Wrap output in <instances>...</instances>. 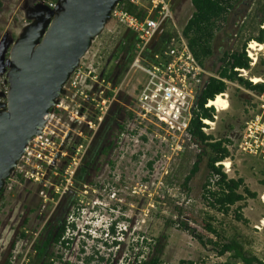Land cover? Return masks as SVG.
Wrapping results in <instances>:
<instances>
[{
  "label": "rangeland",
  "instance_id": "1",
  "mask_svg": "<svg viewBox=\"0 0 264 264\" xmlns=\"http://www.w3.org/2000/svg\"><path fill=\"white\" fill-rule=\"evenodd\" d=\"M48 1L51 0H1L0 68L2 67V55H4V59L8 56L13 42L25 34V28L35 22L45 21L49 14L46 7ZM239 1H234L227 21L223 24V29L216 32L212 41L213 53L205 62V66L212 73L220 69L221 62L218 59L229 48L228 34L235 30L234 25L237 20H241L244 15L247 16L246 32L241 36V40L248 35L254 37L257 34V25L261 16L260 7L264 0H241L243 2L241 5L238 4ZM252 2L254 6L247 14L248 4ZM192 12L193 7L190 0H175L174 13L178 26L184 27ZM113 23L112 21L107 22V29L104 28L93 47L95 51L101 44V48H104H100V52H103V59L111 60L106 72L113 70L114 61L119 53L111 54L116 46V40L120 37L111 41L112 38L108 32L122 31V29L114 27ZM125 59L123 55L118 69L122 66L125 67ZM263 73V68L258 66L248 74L247 78ZM143 78L144 75L140 72L130 73L127 80L129 84L124 86V92L128 91L134 97L130 81L137 85L138 82L143 81ZM233 83L237 84L239 88L245 89L246 87L238 79ZM227 93L229 108L218 113L214 132L215 139L236 136L240 126L248 117L245 108L249 105L251 97L243 90L232 86L228 88ZM132 97L128 95V97L124 96L118 99L123 106H130ZM123 106L114 103L110 108L104 121L97 129L95 140L89 151L90 156L117 138L119 132L117 125L122 123L125 118ZM125 140L127 142V138ZM157 145L150 141L145 146H139V144L136 146L130 143L125 150L124 157L118 159H115L117 149H113L111 158L114 161V167L110 175L109 167L105 165L106 157L102 155L94 157V164L89 168L82 185L90 187L96 183L97 188H95V192L88 188L87 200L83 196L81 199L85 203L87 201L98 202L99 207L95 213L88 215L93 216V220L89 227L85 225V235L80 233L81 224L80 221H77L78 229L71 232L68 248L59 244L49 247L47 252L53 260V264H130L137 257L147 258L158 249H161L159 256L162 264H180V262L185 264H222L231 259L229 253L223 255L218 253L220 245L232 240L242 244L247 256L264 260V226L261 225V220L264 218L262 199L264 195V164L255 157L233 156L228 176L235 179L241 178L244 181L243 186L247 187L255 196L253 198L245 197L244 201L236 203L225 214L211 208L202 197V185L208 174L207 156L201 157L198 172L186 185L184 184V177L197 160L195 155L200 153L203 147L188 144L176 158L171 159L162 157L163 154L168 156L169 151L164 145ZM142 147L145 150V155L134 159L135 155L132 156V154H136L137 150H141ZM150 162H152L151 167H149ZM95 167L98 169L93 172ZM13 188H17V190L8 198L7 208L0 206V232L6 231L0 236V264H4L8 260L14 264H20L25 249L44 237L48 229L55 232L61 225L58 219L70 210V206L66 205V201L68 202L70 198L66 197L54 212L51 222L44 225L38 238L34 241H21V249H18L20 253L14 260L12 257L16 254L14 244L18 242L15 236L21 227L7 219L11 212L9 207L12 204L15 207L25 204L30 209L36 208V200L30 199V197L28 199L26 190L21 192V188H35L33 185L22 183L18 186L14 185ZM81 189L83 190L82 186ZM113 192L116 194L114 199ZM238 192L242 193V188ZM79 193L81 194V192ZM237 206H241L240 213H237ZM6 209H8V214H6ZM25 210V207L21 209L23 212ZM238 214L242 219L237 218ZM113 220H116L115 223H117L113 227L115 235L113 237H111V233L108 236L101 235L99 231ZM24 225L26 226V224ZM207 225L211 226L217 232V236L221 238L210 233ZM39 227V225L26 226L29 230L31 229L30 232H35ZM87 227L91 231H96V236L92 235L94 232L87 231ZM11 230L13 231L12 237L7 234ZM208 240H212L217 245L209 243ZM35 255L36 250L29 256L28 264L33 262ZM106 259L108 260L106 261ZM46 261L44 258L40 263ZM238 263L242 264L240 261Z\"/></svg>",
  "mask_w": 264,
  "mask_h": 264
},
{
  "label": "built area",
  "instance_id": "2",
  "mask_svg": "<svg viewBox=\"0 0 264 264\" xmlns=\"http://www.w3.org/2000/svg\"><path fill=\"white\" fill-rule=\"evenodd\" d=\"M174 2L175 0H121L117 3L108 21L114 22V27L122 29L117 33L115 30L114 33L108 32L112 38L111 41L120 37L116 40V46L111 53L113 55L119 52L114 61L113 70L106 72L111 60L103 59V52H100L101 44L95 51L93 50L97 38L104 28L108 27L106 23L63 85L62 94L55 99V103L44 115V124L39 133L33 135L27 142L11 175L0 191V206L7 208L8 198L17 190L13 188L14 185L18 186L22 183L33 185L35 188H21V192L26 190V195L36 200V208H32L25 215L26 226L39 225L40 227L35 232H30L31 229L24 225L21 231L17 232L15 239L18 242H15V247L13 246L16 252L12 256L14 260L20 253L21 241H34L38 238L44 225L51 222L54 212L66 197H69L71 202L70 210L64 218L65 230L61 240L70 242L71 232L78 229L77 221L81 224L80 233L85 235V225L89 227L93 220V216L88 215L95 213L99 203L93 201L85 203L81 196L87 200V189L90 188L92 192H95L97 184L94 183L90 187L83 184L82 190L81 186H75L74 179L98 127L112 105L117 103L123 106L118 98L128 97V95L132 97L128 91L124 92V86H128V76L132 72H140L144 78L137 85L130 81L134 97L130 106L124 105L122 108L125 116L121 123L123 128H119L118 136L114 140V149H117L119 158L124 157L130 143L145 146L148 141L167 148L169 155L163 154L162 157L176 158L188 144H195L198 147L190 131L192 122L195 120L202 124L198 129L204 135L214 137L219 111L216 106H210V100H208L203 108L209 110L213 108L214 111L210 112L211 118H203L198 103L209 78H215L226 85L225 92L219 96L228 95V88L232 86L243 90L251 97L249 105L245 108L248 117L240 126L238 133L236 136L225 137L229 141L224 142L223 146L228 150L229 157L215 163V166H222V172L228 175L231 160L235 155L255 157L264 164V90L239 88L232 81L221 78L217 72H210L205 64L202 65L189 48L188 40L183 33L184 27L177 25ZM46 4L49 8H54L56 1H48ZM128 6H133L136 13L128 12L126 10ZM249 13L250 11H247V14ZM246 20L247 16L244 15L234 25L235 30L229 38L230 53L235 46L237 47L239 41H241L238 46L240 48L245 41V38L241 40L238 32L243 34L246 32ZM260 28L264 29V23L260 25ZM126 34L132 37L133 42V50L129 55L122 50V47L128 45L125 39ZM245 43L243 50L249 58V69L233 68V71L237 73L238 78L248 79L253 85L264 86V73L257 75L259 82L244 75L246 72H252L259 65L264 70V43L263 48H260L261 45L254 40ZM251 43L257 46L250 49ZM123 55L126 58L125 67L120 68L115 78L117 72L115 66ZM7 71L8 68L4 74H0L1 104L6 103L9 90ZM225 99L228 100V97ZM214 140L219 139L214 137ZM133 155H135L134 158L145 155L144 148L138 149ZM226 162L229 166H226ZM207 188H216V186L212 181ZM112 195L114 199L116 194L113 192ZM12 206L9 208H13ZM19 214L24 216V212H18V208H15L9 221L15 222ZM115 222L116 220H113L99 233L108 236L111 228L116 226ZM88 227L86 230L91 231ZM5 232V230L0 232V236ZM7 234L12 237L13 231H8ZM92 235L96 236V231ZM114 235L111 233V237ZM34 252L33 243L22 253L20 264H28L29 256ZM137 259L140 261L143 258L137 257ZM4 264L14 263L8 260Z\"/></svg>",
  "mask_w": 264,
  "mask_h": 264
},
{
  "label": "water",
  "instance_id": "3",
  "mask_svg": "<svg viewBox=\"0 0 264 264\" xmlns=\"http://www.w3.org/2000/svg\"><path fill=\"white\" fill-rule=\"evenodd\" d=\"M121 0H56L43 22L27 26L2 55L0 74L9 90L0 103V191L27 142L38 134L44 115L63 92V85L103 30ZM155 43V42H154ZM119 60L115 66L119 73ZM73 127V126H72Z\"/></svg>",
  "mask_w": 264,
  "mask_h": 264
},
{
  "label": "trees",
  "instance_id": "4",
  "mask_svg": "<svg viewBox=\"0 0 264 264\" xmlns=\"http://www.w3.org/2000/svg\"><path fill=\"white\" fill-rule=\"evenodd\" d=\"M51 1L55 2L56 0ZM234 1L236 0H190L193 7V12L183 28V33L188 40L190 50L202 65H204L207 59L212 55V41L214 36L217 31H221L223 29V24L227 21L228 14L233 8ZM126 10L133 14L136 13V9L133 6H128ZM260 14L261 16L259 19V24L257 25L256 36H246L241 48L238 47L239 43L241 42L239 41L237 47L235 46L231 53L228 50H225V52H223V54L218 59L221 62V66L219 67L220 69L217 71L218 75L221 78H226L232 82L238 79L240 83L245 84L246 90H264V86L262 84L253 85L250 81L242 77L238 78L236 76L237 73L233 71V68L244 70L249 69V58L246 56L243 50L246 41L254 40L259 44L264 43V29L260 28V25L264 23V2L261 6ZM231 34L232 33L228 34V39L230 38ZM238 35L241 38L243 32H238ZM125 39L128 45L122 47V50L126 51V54L129 55L133 50L132 37L129 34H126ZM259 66L262 67L261 65ZM225 90L226 85L224 82L215 78H209L207 85L199 98L198 106L201 111V117L211 118L210 112H213L214 109H204L203 105L208 100H213L219 94L224 93ZM113 120H115V118H113ZM200 125H202L200 122L196 120L193 121L190 131L193 133L198 147L201 146L203 149H201L202 151H200V153L195 155L197 160L192 164L188 174L184 177V184L186 185L198 172V165L201 157L207 156L206 167L208 174L204 184L202 185V197L211 208L226 214L236 203L244 201L245 197L253 198L255 194L250 192L247 187L243 186L244 181L241 178H230L228 175L222 172V166H215V163L221 162L229 157L228 150L223 146V143L228 142L229 140L227 138L214 140L212 135H204V133L198 129ZM119 128L122 129L123 126L120 125ZM110 146L111 145H109V147ZM107 150L108 147L104 149L103 152L105 153ZM89 153L84 158L82 167L77 171L75 176L74 184L76 187H80L82 185L89 168L94 164V157H96L98 152H94L91 156ZM151 165L152 162L149 163V167H151ZM212 181L214 182L216 188H207ZM240 188H242V193L238 192ZM236 209L238 210L237 213H240L241 206H237ZM237 218L242 219L240 214H238ZM207 229L210 233L217 236V232L211 226L207 225ZM64 230L65 224L58 227V230L55 234L50 231L47 236L42 237L41 239L37 240L36 243H34L36 255L31 264H53V260L49 257L50 255L48 254L47 250L50 246L59 243L62 245V247H69V240H61ZM111 233L114 234L113 228H111ZM217 237L221 238L219 236ZM208 242L217 245L215 242H212V240H208ZM160 252L161 249H158L155 251V253L151 254V256L143 258L140 261L135 259L130 264H162L159 256ZM218 253L220 255L229 253V258L232 260H227L222 264H239L238 261H240L242 264H264V260H259L253 256H247L242 244L236 240H232L220 245ZM44 258H46L47 261L40 263ZM180 264L185 263L180 262Z\"/></svg>",
  "mask_w": 264,
  "mask_h": 264
},
{
  "label": "flooded vegetation",
  "instance_id": "5",
  "mask_svg": "<svg viewBox=\"0 0 264 264\" xmlns=\"http://www.w3.org/2000/svg\"><path fill=\"white\" fill-rule=\"evenodd\" d=\"M239 5H241V4H243V2L240 0L239 1V3H238ZM263 4V3H262ZM254 6V3L252 2V3H250V4H248V7L247 8H249L247 11H250L251 10V8ZM262 6V5H261ZM260 9H261V7H260ZM120 51V50H119ZM121 125V123H119L118 125H117V127L119 128V126ZM97 133V132H96ZM96 133H95V136H94V138H93V140H92V143H91V145L93 144V142H94V140H95V137H96ZM91 145H90V147H89V149H88V152H87V154L89 153V150H90V148H91ZM109 145H111L110 147H109ZM108 147V150H107V152H103L104 151V149H106ZM113 149H114V142H109L105 147H102V148H100V150L99 151H97L98 153L96 154V157L97 156H105L106 157V166L107 167H109V175L112 173V169H113V165H114V161L112 160V152H113ZM119 157L118 156H116V158L115 159H118ZM134 159H136V158H134ZM81 167H82V165H81ZM81 167L79 168V169H81ZM98 168L97 167H95L94 168V171L93 172H95V170H97ZM26 197L29 199V196H27L26 195ZM71 202V200L69 199V201L67 202L66 201V205L68 204L69 205V203ZM13 208H11V212L8 214L9 216H8V220H9V218L11 217V213H12V211L13 210H15V208H18V212H23V211H21V209H23V207H25L26 208V210L24 211V216H21L20 214H19V216H17V218L15 219V222H17V223H15V222H12V223H15L16 224V226L19 224L20 225V227H21V229H22V227L24 226V224H26V217H25V215L27 214V212L29 211H31V209L28 207V205L26 206L25 204L23 205V206H12ZM21 208V209H20ZM97 210V209H96ZM64 218H65V214H63L62 215V217L60 218V219H58L59 220V222L61 223V225H59L58 227H60V226H62V225H64ZM58 227H57V229L55 230V232H53V234H55L56 232H57V230H58ZM21 231V230H20ZM50 229H48V231L46 232V235L45 236H47L49 233H50ZM44 236V237H45ZM62 237H63V235H62ZM108 259H106V261H107Z\"/></svg>",
  "mask_w": 264,
  "mask_h": 264
},
{
  "label": "bare ground",
  "instance_id": "6",
  "mask_svg": "<svg viewBox=\"0 0 264 264\" xmlns=\"http://www.w3.org/2000/svg\"><path fill=\"white\" fill-rule=\"evenodd\" d=\"M257 43V42H255ZM255 43H251V46L249 47L250 49H254V47H256L257 45ZM261 47L260 48H263L262 44H260ZM248 72H246L244 75L248 76ZM252 78V80H254L255 82H259V78L258 76H252L250 77ZM225 97H228V95H222V96H217L216 98H214L213 100H210V106H216L218 111L221 112V111H225L229 108V102L227 99H225ZM226 166H229L228 162H226ZM263 199V202H264V195L262 197ZM261 225L264 226V218H262L261 220Z\"/></svg>",
  "mask_w": 264,
  "mask_h": 264
}]
</instances>
